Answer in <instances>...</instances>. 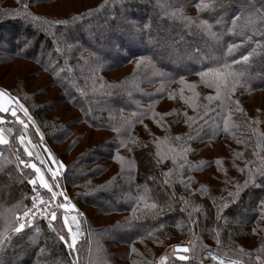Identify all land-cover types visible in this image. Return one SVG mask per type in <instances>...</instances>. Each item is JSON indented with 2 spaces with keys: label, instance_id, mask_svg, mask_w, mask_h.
<instances>
[{
  "label": "trees",
  "instance_id": "1",
  "mask_svg": "<svg viewBox=\"0 0 264 264\" xmlns=\"http://www.w3.org/2000/svg\"><path fill=\"white\" fill-rule=\"evenodd\" d=\"M53 2L0 0V43L9 45L0 46V64L24 59L36 67L30 83L39 74L46 79L32 90L27 81L13 89L0 82L34 122L21 117L25 129L12 119L8 143L0 144V235L10 237L0 248V264H156L168 245L174 250L185 242L188 252L174 253L167 264H210L197 260L207 249L243 264H258L257 255L264 260V175L256 173L244 187L247 168L264 169V23L241 31L249 14L264 15V0H216L203 11L196 5L209 0H95L62 13L40 6ZM200 20L212 25L217 38L196 27ZM229 45L240 47L225 55ZM253 50L249 61L233 65L244 73L234 92L222 88L217 96L216 87L198 75ZM48 87L61 97L41 99ZM57 102L75 114L69 116L66 106L56 109ZM189 117L195 120L191 127ZM37 129L64 162L75 201L107 218L97 225L88 216L89 244L80 238L68 248L59 239L63 235L69 243L60 218L36 219L12 231L14 214L31 196L34 169L20 160L32 161L25 147L43 145ZM237 185L238 195L229 197ZM142 195L157 210L143 209L145 201L137 202Z\"/></svg>",
  "mask_w": 264,
  "mask_h": 264
},
{
  "label": "snow or ice",
  "instance_id": "2",
  "mask_svg": "<svg viewBox=\"0 0 264 264\" xmlns=\"http://www.w3.org/2000/svg\"><path fill=\"white\" fill-rule=\"evenodd\" d=\"M216 3V0H209L208 3H198L196 5L198 11H203L205 9H211L214 7ZM93 11H99V9L96 10H89V12L87 13V15H91ZM83 15V14H82ZM173 15H176V13H173ZM82 16H75L72 19L78 20L81 19ZM180 18L184 19L187 21V23L189 25H192L193 23H195L191 17H185L183 16V14H180ZM34 19H36L34 17ZM239 19V17H235L233 19V26L235 27L237 24V20ZM52 23H68V21H53ZM257 23H264V15L262 16H255V14H249V16L245 19L244 24L241 26V31L247 29V28H255ZM145 27L147 28L148 25H145ZM196 27L198 29H200L201 31H203L204 33H206L207 35L211 36L212 38H217V34L212 32V25L208 23L207 20H200V22L198 24H196ZM231 30V29H230ZM240 47V45H229L228 48V52L225 53V55L230 54L231 52H233L235 50V48ZM255 50H253V52H249L247 55H243L241 56L240 60H233L231 64H223V65H218L215 68H207L206 70L200 72L198 75L201 77L202 80H206L207 83H209V86H214L217 89V96H219L220 91L222 88L227 89L229 92H234L235 91V87L236 84H238L240 82L241 77L244 76L243 72H237L233 70V65H239L243 62H247L249 61L250 57L253 55ZM144 60L143 57H141L140 59L137 60V67H139V65L141 64V62ZM181 80H183V77H181ZM183 98V97H182ZM207 99L209 101H211L213 99L212 96L207 97ZM237 104V106H239V101L235 102ZM21 110L23 111L24 115L28 118L29 121H32V117L28 115V110L19 103V101L15 98L12 97L7 90L5 89H0V114H7L10 113L12 117L15 118V120L20 124L23 125V127L25 129L28 128V124L25 123V121L23 119H21L18 115H17V110ZM237 111H241V109H239V107H237ZM230 116L231 113H229L228 116H226L224 118V131H228L229 130V126H230ZM5 119L3 115H0V124L5 123ZM186 123H189V126L191 127V123H195V120L192 117H189L186 121ZM34 123V122H33ZM8 131H12L11 129H9ZM37 131H39L37 129ZM5 129L3 127H0V144H7L8 140L5 139ZM191 138V137H189ZM17 139L19 140V142L21 144H25V136L24 135H20L19 137H17ZM177 140H180L181 137H176ZM136 141H133V143H135ZM239 142V141H238ZM28 143H30V141H28ZM121 146H125V142H121ZM25 153H27V155L29 157H31L33 155V153L31 151H29V149L27 147L24 148ZM129 151H131V149H129ZM183 153H186L188 151V149H182L181 150ZM157 155H160V153L158 152ZM236 155H241L239 153H237ZM49 156L51 157V152H49ZM166 157H161V160L158 161L162 162L163 159ZM121 163L123 165L124 163V158L120 157ZM53 162L55 163V160L53 158ZM175 157H173V163H175ZM132 162L129 161V164H131ZM207 163V162H204ZM215 163H217V165L221 164V160L217 159L215 161ZM20 164H23L25 167H31L32 169L35 170L38 179H39V183L40 185L47 189L49 192H51V200L54 201L57 199L58 196H63V199L66 201V203H62V204H58L57 208L60 209H65V210H69V211H75V205L74 204H70L68 203V197L63 193V192H57V191H53V185L49 184L48 181L46 180L45 176L41 173V168L37 166L36 163H29L26 162L24 160H20ZM261 164H264V158L261 159ZM59 167H63L62 163L59 165ZM184 167L183 164L180 165V168L182 169ZM247 168V165L245 166ZM245 169H241V171H244ZM248 172L250 173L249 179L245 180L244 183V187H246L248 185V183L250 181H253L255 179V175L256 173H259L260 175H264V169L261 168H256V169H251V168H247ZM49 171H51V175L53 178H57L58 177V173L57 171H52L51 169H49ZM172 169H169L167 173H164L165 177H168L171 175L172 173ZM29 183H31L33 186H35L37 184V179L33 178L29 181ZM165 184H168L169 181L168 179H165L164 181ZM241 186L237 185V190L236 192H230L229 193V197H235L236 195H238L239 191H240ZM146 196H140L137 199V202L139 203L140 201H145L142 204V208L152 211V210H157V205L155 203H147L146 202ZM183 199V198H181ZM51 203V201L49 202V204ZM185 203L187 204V201H185ZM41 205H43V199L42 198H37L34 197L33 198V209H36V212H38L41 215H49L51 220H55L56 219V210L51 208V207H42ZM224 207H227V204H222L221 208L218 209V211H221ZM260 213L262 216H264V200L260 201ZM198 210V206L196 208L193 209V211H197ZM135 211V209H134ZM162 211V210H161ZM36 213H33L31 210L29 211H25L24 212V216L27 217L29 215H35ZM219 219V216L217 217ZM71 220L73 223L76 224L77 229L79 228V222L77 220V216H72ZM64 222L65 225L68 226V232L71 236V243H67V241L65 240V237L63 235L59 236V239L61 241H64L68 248H73V246L76 243V239H77V232H73L71 226H69L68 224V216L64 217ZM30 223V221H29ZM25 227L24 223H20L18 227L14 228L15 232H20L23 228ZM255 231V230H254ZM219 235V233H217V236ZM10 237L7 236H2L0 235V248L3 247L6 239H9ZM220 241L217 240V243H219ZM133 251H135V249H133ZM176 251H184L187 252L188 249L187 248H183L181 249V246L177 245L176 246ZM241 252H243V249H240ZM259 251H264V247H262ZM180 260H188L189 257L188 256H179L178 257ZM168 257L167 256H162L160 257V262L159 264H165V261H167ZM214 259H219L220 260V264H225V261L219 257H214ZM256 261L258 262V264H264V260H262L260 255H257L255 257ZM228 264H243L242 261H229Z\"/></svg>",
  "mask_w": 264,
  "mask_h": 264
},
{
  "label": "rangeland",
  "instance_id": "3",
  "mask_svg": "<svg viewBox=\"0 0 264 264\" xmlns=\"http://www.w3.org/2000/svg\"><path fill=\"white\" fill-rule=\"evenodd\" d=\"M81 2V3H80ZM95 3V0H89V1H80V0H56V2H53V3H45V4H41L40 6L43 8V9H46V8H51L52 10H55L57 12H64L65 8L70 6V5H73V7L75 9H81V8H85L87 6H91ZM0 46L2 47H9V45H7L3 40L1 41L0 43ZM6 62L4 63H1L0 64V82H2L3 84H6L9 88H12L13 86H17V84H19V82L24 81L26 82L28 85V88L29 89H37V88H40L39 84H41V82H46L45 80H42L43 78H45V75L44 74H39L37 76H34L35 78V81H33L32 83H30L29 81V78H30V72L31 70H34L36 69L35 65L32 64L31 62L29 61H26L24 59H5ZM22 83V82H21ZM51 87H48V92H45L43 94H41V99H44V98H49L51 96H59L61 97L60 93L58 90L54 89V88H51ZM2 89V88H0ZM13 89V88H12ZM12 97H15L20 104H22L24 107L25 105L23 104V102L16 96L14 95L13 93L7 91ZM58 104H61V103H58L57 102V106L55 107L56 109L57 108H60L62 106H66V104H63V105H58ZM26 108V107H25ZM68 108V115L71 116V114H75V111L69 107ZM55 111V109H54ZM10 114V113H9ZM8 113L7 114H0V115H3L4 116V119H5V123L3 124H0V127H3L5 129V139L8 137V135L10 134L11 131H8L9 129H11L9 127V123L11 122L12 119H15L14 117H11V114L9 115ZM17 115L21 118H26L28 119L23 111L21 110H17ZM28 115L30 116V113L28 112ZM67 115V116H68ZM66 116V115H65ZM21 118V119H22ZM33 123V121H31ZM39 136H40V140L41 142L43 143V145H41L40 143L39 144H36L34 148H31L30 147H27L29 149V151H31L33 153V155L31 156L32 157V161H30V163H36L38 167L41 168V173L45 176L46 180L48 181L49 184L53 185V189L54 190H60V191H63L64 194L68 197V199H70V204H74L75 205V211H69V210H65V209H60V208H57L56 209V218H60L62 223H63V226H64V229L68 235V238H69V243H71V236L68 232V226L65 225V222H64V217L65 216H68V224L69 226H71L72 228V231L73 232H77L78 235H77V239H76V243L75 245L77 244V242L80 240V238H86L88 244L91 242V238L89 237V227L87 225V220H88V216H93V217H96V219H94V223L99 225V224H103L104 220L107 219V218H104L103 216H98L97 217V214L95 213H91L92 209H89L85 206H80L74 199V194H73V190H70L67 183H66V178H65V164L64 162L60 159V157H57L52 149L50 148V146L46 143L43 135L41 134L40 131H37ZM87 134L91 133L89 130L86 132ZM87 138V136H86ZM85 138V139H86ZM53 147V146H51ZM38 150H41L42 153L40 155L37 154V151ZM49 152H51V157L49 156ZM53 158L55 160V163L53 162ZM63 158V156H62ZM64 158H67L66 156ZM35 160V162H34ZM62 163L63 167H59V165ZM49 169H51L52 171H57L58 173V177L57 178H53L52 175H51V171H49ZM33 178L37 179V184H39V186L43 189V191H46V195H48V190L43 188L40 183H39V179H38V176L34 170V175H33ZM32 178V179H33ZM31 188H32V184H31ZM32 191V190H31ZM31 197V196H30ZM101 203L103 205H106V203H103L101 201ZM29 204H30V199H29ZM28 204V206H29ZM28 206L23 209L22 211L20 212H17L16 214H14L13 216V228H12V231H14V228L16 227V222H17V217L20 216L22 213L25 212V210L28 208ZM77 216V220L79 222V228L77 229V226L75 223L72 222L71 220V217L72 216ZM95 215V216H94ZM44 220H51L50 219H44ZM32 223H29L25 226H28V225H31ZM121 232H117V234L119 235H123L125 236L124 234H121L123 233L124 231L123 230H120ZM117 235L114 234L113 237L115 238ZM188 242V241H187ZM189 244V242H188ZM74 245V246H75ZM181 246H186L187 247V243L185 242L184 245H181ZM188 248V247H187ZM125 247H123V251H125ZM188 252V251H187ZM174 253H186V252H177L175 250H173V246L172 245H168L167 248L164 249V251L159 254L157 257H155V260L154 262L156 264H159L160 262V257L162 256H167L168 259L167 261H165V264L168 263L169 261V258L171 255H173ZM217 254V253H216ZM215 253H213L212 251H209L208 249L207 250H204L202 253L199 254L197 260L199 262H208V263H214V264H220V260L219 259H214V257H219L221 259H223L226 263V261H229V260H233V259H230V258H227V257H222L220 256L219 254L216 255ZM204 258V259H203ZM207 258V260H206ZM229 259V260H227ZM123 264H125V262H123Z\"/></svg>",
  "mask_w": 264,
  "mask_h": 264
},
{
  "label": "built area",
  "instance_id": "4",
  "mask_svg": "<svg viewBox=\"0 0 264 264\" xmlns=\"http://www.w3.org/2000/svg\"><path fill=\"white\" fill-rule=\"evenodd\" d=\"M31 190L32 191H31V197H30V204L25 211L31 210L33 213H36V214L25 217L23 215L24 213H22L20 216L17 217L16 227H18L20 223H24L25 225H27L29 224V221L30 223H32L36 219H50L49 215H41L38 212H36V209H33V198L34 197L43 199V205H41L42 207H51L55 210L57 209L58 204L66 203V201L63 199V196H58L56 200L52 201L51 192H48V195L44 194L43 189L39 186V184H36L35 186L32 185ZM53 191L63 192L58 189L57 190L53 189ZM50 201L51 203L49 204ZM70 201L71 200L68 199L67 202L70 203Z\"/></svg>",
  "mask_w": 264,
  "mask_h": 264
},
{
  "label": "water",
  "instance_id": "5",
  "mask_svg": "<svg viewBox=\"0 0 264 264\" xmlns=\"http://www.w3.org/2000/svg\"><path fill=\"white\" fill-rule=\"evenodd\" d=\"M179 246H181V245H179ZM183 248H187L186 246H181V249H183ZM188 249V248H187ZM174 250L176 251V246H175V248H174ZM179 252H184V251H179ZM214 253V252H213ZM216 254V253H215ZM217 255V254H216ZM227 260H229V259H227ZM232 261V260H231Z\"/></svg>",
  "mask_w": 264,
  "mask_h": 264
},
{
  "label": "bare ground",
  "instance_id": "6",
  "mask_svg": "<svg viewBox=\"0 0 264 264\" xmlns=\"http://www.w3.org/2000/svg\"><path fill=\"white\" fill-rule=\"evenodd\" d=\"M229 261H231V260H229ZM229 261H226V263H225V264H228V262H229Z\"/></svg>",
  "mask_w": 264,
  "mask_h": 264
}]
</instances>
